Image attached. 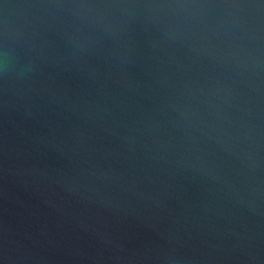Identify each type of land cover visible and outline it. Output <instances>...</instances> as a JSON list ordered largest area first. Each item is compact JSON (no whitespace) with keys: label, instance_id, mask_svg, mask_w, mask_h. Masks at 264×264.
Returning <instances> with one entry per match:
<instances>
[{"label":"water","instance_id":"1","mask_svg":"<svg viewBox=\"0 0 264 264\" xmlns=\"http://www.w3.org/2000/svg\"><path fill=\"white\" fill-rule=\"evenodd\" d=\"M0 264H264V0H0Z\"/></svg>","mask_w":264,"mask_h":264}]
</instances>
